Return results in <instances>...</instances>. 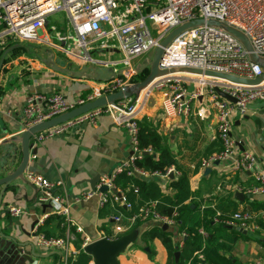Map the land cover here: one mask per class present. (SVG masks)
I'll return each mask as SVG.
<instances>
[{"label":"built area","instance_id":"built-area-1","mask_svg":"<svg viewBox=\"0 0 264 264\" xmlns=\"http://www.w3.org/2000/svg\"><path fill=\"white\" fill-rule=\"evenodd\" d=\"M59 10H64L68 15L74 35L65 37L56 34L58 42L47 44L59 53L84 64L110 68L113 74L110 79L99 81L98 87H94L92 92L85 96L79 95L75 101H69L59 92L50 95L38 92L28 94L23 107L24 129L136 82L134 78L138 73L137 64L133 60L153 51L172 29L192 19H216L238 29L247 37L252 51L264 56V0H0V44L10 38L17 41H38V34L47 25L48 16ZM67 38L73 39L72 50L69 44L66 45ZM113 53L118 55L111 56ZM120 63L122 68L118 69ZM159 67H193L245 78H254L262 72V68L249 59L247 51L236 38L221 28L207 24L186 28L173 37L163 52ZM179 75L157 78L139 96L146 97L152 91H163V114L173 117L186 116L190 102L206 95L215 116L216 138L221 147L203 158L200 167L208 168L216 162L228 160L232 170L251 171L254 167L252 154L236 152V144L230 133V114L233 111L243 114L249 103L264 100V82L257 86H244L196 76L198 86L189 91L184 77ZM215 87L232 96L235 102L222 98ZM132 99L133 97L125 98L113 105L93 108L33 136L39 142L78 128L84 123L95 124L102 114H108L117 125L125 128L132 147L131 155L123 165L101 175L94 191L83 192L81 195L88 198L98 191V206L101 208L110 203L114 209L111 216L114 235L104 237L107 239L127 233L137 219L155 221L158 225L166 224L167 227L175 226L176 212L170 216L161 215L156 210V202L139 207L130 216L115 208L117 205H123L126 210L130 208L123 193L115 187L114 178L121 169L141 178L160 175L134 165V160L141 153L137 146V100ZM206 112L207 109H202L199 115L203 117ZM173 167L170 166L164 176L172 173ZM23 176L37 190V202L50 205L51 213L61 218L64 228V235L60 237L46 236L38 230V226L35 227L34 245L57 250L60 264H69V260L77 253V249L72 246L75 233L83 234L84 231L70 216L72 202L63 191V182L51 181L28 168ZM254 180L255 183L245 189L250 196L264 193V172L254 171ZM103 185L107 190L100 192L99 188ZM132 188L137 192V187L132 185ZM23 212L18 206L8 208L10 216H18ZM257 220L264 221V209L259 212L239 209L224 220V223L232 225L237 222L241 228L255 232L259 229ZM40 222L41 220L38 221ZM82 237L81 247L84 248L89 239L86 235ZM254 264H264V256H257Z\"/></svg>","mask_w":264,"mask_h":264},{"label":"crops","instance_id":"crops-1","mask_svg":"<svg viewBox=\"0 0 264 264\" xmlns=\"http://www.w3.org/2000/svg\"><path fill=\"white\" fill-rule=\"evenodd\" d=\"M11 41L18 42L10 38L0 44V164L9 142L14 141L24 130L23 107L28 94L38 92L50 95L59 92L69 101H75L79 95L85 96L92 92L101 81L86 75L91 73L88 67L101 66L78 61L77 67L70 69L62 58L52 54L43 57L14 53L8 44ZM51 63L57 68H53ZM83 67L88 70L82 72ZM179 76L184 77L189 91L197 88L196 76ZM164 97L163 91H152L146 97L139 96L136 103L138 119L146 117L150 124L158 128L164 144L175 156L176 165L172 177L160 174L146 179L155 180L163 192L171 193L168 188L170 179L184 172L189 180L190 199L202 207L214 204L219 199L221 203H231L235 211L244 209L259 212L264 209V193L250 196L245 191L255 183L254 171L264 172V100L249 103L243 114L237 111L230 114V133L236 144V152H249L254 158L253 169L243 172L232 170L228 160L216 162L208 168L200 167L207 152L221 147L216 138L215 116L206 95L190 102L186 116L173 117L163 114ZM202 109H207L203 117L199 115ZM30 148L36 151L30 154L27 168L51 181L63 182V191L72 202L70 216L84 231L78 235H86L89 243L108 234L113 236L112 206H98V191L88 198L81 195L95 190L90 187L88 180L112 172L131 155L132 147L125 128L117 125L108 114H102L95 124L84 123L39 142L31 138ZM15 154L14 166L20 160L19 146ZM3 175L4 172H0V177ZM37 195V190L28 182L16 179L10 183L0 201V231L12 232L18 241H29L33 245V230L37 226L47 230L51 236H63L64 228L51 213V206L39 204ZM11 206L21 207L24 212L10 216L8 208ZM8 225L12 227L5 231L4 227ZM155 226H159L155 221H143L136 228L138 242L131 243L116 256L117 264H166L167 252L161 241L157 238L141 239L146 229ZM166 229L171 230L173 242L181 245L182 236L177 233L176 227ZM75 240L72 246L76 249ZM23 250L20 255L13 250V246L6 245L2 240L0 264H60L59 253L55 249L34 245V256L29 253L28 245ZM232 254L244 264H254L257 256H264V247L254 241L239 239L234 243ZM90 264H93V258Z\"/></svg>","mask_w":264,"mask_h":264},{"label":"trees","instance_id":"trees-1","mask_svg":"<svg viewBox=\"0 0 264 264\" xmlns=\"http://www.w3.org/2000/svg\"><path fill=\"white\" fill-rule=\"evenodd\" d=\"M11 42L8 44L14 53L34 55L38 51L37 45L20 41ZM147 73V70L137 73L134 80H142ZM137 124V146L141 155L134 160V165L149 173L158 172L165 175L170 166L176 165L174 154L164 144V138L158 128L150 124L146 117L138 119ZM146 149H150V151H146ZM218 150L219 148L207 152L205 158ZM114 182L115 187L123 193L130 205L127 210L123 205H117L115 208L127 216L134 214L139 207L151 202H156V210L161 215L170 216L174 211L176 212L175 227L177 233L182 236L181 245L175 244L171 230L162 229L161 225L146 229L141 234L143 241L154 238L161 241L167 252L166 264H244L232 254L234 243L237 240L254 241L264 247V221H256L259 229L255 232L247 230L243 233L233 228H227L224 220L230 218V215L236 210L235 207L231 203H221L219 199L214 204L200 206L198 202L190 199L189 180L184 172H180L175 178L170 179L168 188L171 193L163 192L155 180L128 174L126 169H121L115 175ZM132 185L137 187V192L133 191ZM106 205L111 206L110 203ZM54 217L61 223L59 216L54 215ZM143 221L146 220L137 219L131 229L142 225ZM233 225L239 226V223L236 222ZM38 230L46 236H51L43 228H38ZM60 234H62V230ZM75 238L77 253L69 260V264H90L92 256L81 247L83 237L76 233ZM175 251H179L176 262L174 261Z\"/></svg>","mask_w":264,"mask_h":264},{"label":"water","instance_id":"water-1","mask_svg":"<svg viewBox=\"0 0 264 264\" xmlns=\"http://www.w3.org/2000/svg\"><path fill=\"white\" fill-rule=\"evenodd\" d=\"M46 23V22H45ZM211 25L221 28L228 33H230L234 38H236L245 48L248 53L249 59L254 62L255 64L259 65L262 68V72L260 75L254 78H245L240 77L237 75H233L226 72L221 71H214V70H202L199 68L193 67H174L168 69H161L159 67V63L161 61L163 52L168 45V43L175 37L178 33L183 31L186 28L192 26H199V25ZM49 51V50H48ZM50 52V51H49ZM46 62L51 61L49 58L45 60ZM53 68H57V66L51 63ZM91 73H87L86 75L95 79L101 80H108L112 77V70L107 67H94L89 68ZM87 67L82 68V72L88 70ZM136 70L138 73L147 70L148 73L146 76L139 81H136L132 84L125 85L118 89L115 92L109 93L107 95L99 96L91 101L85 102L77 107H74L64 113H61L55 117L50 119L35 123L27 128H25L20 135L15 138L14 141L9 142L8 150L5 152L4 160L0 164V172H4V175L0 177V201L5 189L10 185V183L14 182L16 179L22 180L23 182H27L24 178L23 174L25 169L28 167L29 157L30 154L35 153V149L30 148V139L33 136L51 126L64 122L68 119L74 118L79 114L87 112L93 108L103 107L107 104L113 105L117 101H120L125 98L133 97V100L136 101L139 97L140 93L148 88L154 80L157 78L166 76V75H173V74H188L197 77H205V78H212V79H219L225 80L227 82L244 85V86H257L264 82V56H259L252 51L251 45L247 39V37L238 29L216 19H202L196 18L189 21L182 23L181 25L172 29L159 43L158 46L154 48L152 51V55L146 59H144L141 63L136 65ZM77 76L80 73H76ZM215 91L224 99L234 103L235 99L219 89L215 87ZM19 146L20 152V160L18 161L17 165L14 166V160L16 157V150ZM169 176L172 177V173H169ZM99 176L95 177L94 179L88 180L90 187L94 190L95 183L98 181ZM106 186H102L99 188L100 192L106 191ZM115 192V189H111ZM117 193V192H116ZM125 208V207H124ZM10 224V223H8ZM11 225L4 227V230H10ZM167 225L163 224L162 229H166ZM227 228H233L243 233L246 232L245 229L235 226V225H226ZM137 230L136 228L131 229L125 234H122L114 239H107V238H100L95 241L88 243L83 250L89 253L93 258V264H117L116 256L124 251V249L133 243L137 238ZM4 240V243L8 246H13V250L18 252L20 255L24 252L23 248L28 245L30 247L29 253L34 254V245L32 242H21L17 240V237L13 235V233L8 232L4 233L0 231V243ZM4 249V248H3ZM28 254V253H26ZM179 257V251L174 252V261L176 262Z\"/></svg>","mask_w":264,"mask_h":264},{"label":"rangeland","instance_id":"rangeland-1","mask_svg":"<svg viewBox=\"0 0 264 264\" xmlns=\"http://www.w3.org/2000/svg\"><path fill=\"white\" fill-rule=\"evenodd\" d=\"M47 25H45V27H43L42 33L40 32L38 34V38H40L38 41H20V42H27V44H33V45H37L38 47V51L36 52V56H47L49 54L54 55L55 57L59 56L60 58H62L65 62V65L70 68L73 69L75 67H77L78 65V61L75 58L69 57L67 55H64L62 53H59L58 51H56V49L52 46H49L47 43H57V38H56V34L61 35V36H65L68 37L69 35H74V32L72 30L71 27V23L69 21L68 15L66 14V12L64 10H59V11H55L53 13H51L48 18H47ZM152 34L154 35V32L152 31ZM69 44V48L72 50L73 49V39L72 38H67L66 41V45ZM50 52H49V51ZM152 55V51H148L142 55H140L139 57L135 58L133 60V63L135 62L136 64L141 63L144 59L150 57ZM122 68V64H118V69ZM138 242V240L136 239V241H134V243Z\"/></svg>","mask_w":264,"mask_h":264}]
</instances>
